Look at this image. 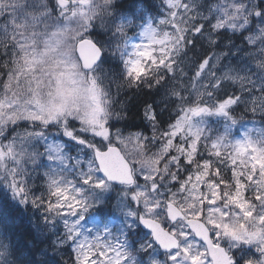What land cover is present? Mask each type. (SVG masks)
<instances>
[{
    "label": "snow or ice",
    "instance_id": "6c2138e0",
    "mask_svg": "<svg viewBox=\"0 0 264 264\" xmlns=\"http://www.w3.org/2000/svg\"><path fill=\"white\" fill-rule=\"evenodd\" d=\"M0 264H264V0H0Z\"/></svg>",
    "mask_w": 264,
    "mask_h": 264
},
{
    "label": "trees",
    "instance_id": "16d2710c",
    "mask_svg": "<svg viewBox=\"0 0 264 264\" xmlns=\"http://www.w3.org/2000/svg\"><path fill=\"white\" fill-rule=\"evenodd\" d=\"M27 225H28V217L27 216H24L23 217V226L24 227H27Z\"/></svg>",
    "mask_w": 264,
    "mask_h": 264
}]
</instances>
